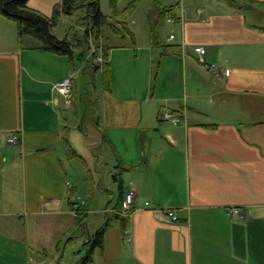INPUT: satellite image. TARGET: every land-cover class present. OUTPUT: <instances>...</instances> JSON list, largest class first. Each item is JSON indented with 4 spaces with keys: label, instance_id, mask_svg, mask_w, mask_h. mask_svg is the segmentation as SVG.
Here are the masks:
<instances>
[{
    "label": "crops",
    "instance_id": "obj_1",
    "mask_svg": "<svg viewBox=\"0 0 264 264\" xmlns=\"http://www.w3.org/2000/svg\"><path fill=\"white\" fill-rule=\"evenodd\" d=\"M237 1L243 5L216 0L217 11L196 8L189 15L180 0L175 4L177 18L166 21L176 24V33L163 39L159 32L161 42L153 46L148 33L140 42L136 21H130L135 26L126 21L123 31L113 17L111 23L118 28L111 30L118 37H105L101 31L100 38L107 51L109 89L103 81L100 88L95 85L105 66L91 65L89 55L81 58L79 47L72 44L70 54L41 49L39 40L18 37L16 23L0 13V172L6 178L0 217L12 215V223L18 219L23 224V245L14 259L7 258L18 264H47L34 258L38 255L71 264L64 261L67 244L81 235L75 231L79 227L71 197L79 195L88 205L79 228L84 243L105 221L93 231L87 228L90 198L71 176L72 161L85 163L90 157L94 165H105L109 156V162L127 169L120 175L121 189L112 170L111 181L97 185L102 197L108 194L101 211L107 217L114 213L129 185L136 190L135 203L126 226L114 221L87 264H264V24L253 16L264 8V0ZM60 2L27 4L50 16ZM244 8L251 10L253 21ZM80 13L61 16L58 23L68 25L67 33L71 26L81 28L75 20ZM151 15H156L154 3ZM57 24L52 33L67 37L66 32L59 35ZM196 45L205 48L208 63L220 64V71L197 63ZM69 74L74 100L78 93L81 104L86 97L98 101L96 118L70 112L74 102L66 107L53 90ZM165 111L182 122H170ZM14 133L19 144H7V136ZM79 135L93 141L80 147ZM95 172L102 177L101 171ZM13 189H18L15 200ZM232 206L243 217L230 216ZM165 209H173L178 220H169ZM46 223L62 227L49 242L41 241L39 230ZM6 251L0 248V257L5 259Z\"/></svg>",
    "mask_w": 264,
    "mask_h": 264
},
{
    "label": "trees",
    "instance_id": "obj_2",
    "mask_svg": "<svg viewBox=\"0 0 264 264\" xmlns=\"http://www.w3.org/2000/svg\"><path fill=\"white\" fill-rule=\"evenodd\" d=\"M28 0H0V13L15 21L18 29V37L22 35H28L41 42V49L51 51L56 54H70L71 45L79 47V56L81 58L86 57L91 46L96 48L101 47V53L105 59L103 62H96L94 56H89L88 62L93 66H105L103 69L102 80L104 87L109 89V72L106 68L107 51L103 44H100L102 26L108 24L112 30H116L118 27L111 23V19L115 17L117 24L126 30L127 16L134 10L138 0L130 1L124 8L118 10L117 4L120 0H110L111 14H106L100 9V0H61L53 9V13L50 16H46L40 11L31 8L27 4ZM227 3L233 6H242L237 0H225ZM243 2H254L253 0H242ZM242 2V3H243ZM155 5V17L150 15L148 19V34L150 44L156 45L161 42L159 36L160 26L172 18L175 20L177 14L175 8L177 5L163 6L158 0H154ZM80 10V14H76L75 20L82 26L78 29H73L72 26L67 37L58 39L52 33V27L55 26L60 20L61 16H71L76 11ZM122 33V31H121ZM72 153H74L71 150ZM119 171L113 175L114 181L117 182L118 187L121 189V172L127 169L123 164H118ZM122 199V198H121ZM121 199L114 207L115 211H119L121 208ZM71 203V202H70ZM88 211V205L85 204L79 208L81 216H75L76 225L83 229V219ZM119 220L120 224L124 227L127 224V217L121 216L117 213H112L107 219L92 232L87 241L84 243L85 252L84 255L78 260V264H87L92 260L93 251L96 248H101L103 245V237L105 231L113 225L114 221Z\"/></svg>",
    "mask_w": 264,
    "mask_h": 264
},
{
    "label": "rangeland",
    "instance_id": "obj_3",
    "mask_svg": "<svg viewBox=\"0 0 264 264\" xmlns=\"http://www.w3.org/2000/svg\"><path fill=\"white\" fill-rule=\"evenodd\" d=\"M130 1L132 0H120L118 2V7L124 8V6H126ZM158 1L163 2L166 5H172V4L175 5V4H178L180 0H158ZM215 2L216 0H182L185 10L188 12L189 15H195L196 8H198V10L200 9L201 11L205 10L206 12H209V13L215 12L217 11ZM153 3H154V0H138L137 5L134 7V10L131 13H129V15L127 16V21L129 25H133L130 22L131 20L136 21V27H137L136 33L138 34V37L140 38V42H142L143 40H146L147 38V33H148L147 18L148 16L152 14ZM100 9L102 12L106 14H110L111 13L110 0H100ZM243 12L244 14H246L249 21H253V18H252L253 13L251 12L250 9L244 8ZM253 16L256 19V21L264 24V8H261V9L258 8L257 12L255 13V15L253 14ZM178 20L181 21L182 19L179 18ZM112 23H115V22L112 21ZM175 25L176 24H173L172 22L163 23L159 28L160 36L163 39H165L166 36L170 32L176 33L177 28L175 27ZM57 29H58L57 31L59 35L63 36L65 32L67 33L69 28L67 24H63L59 22L57 24ZM102 32L105 35V37L107 36L109 38L118 37L117 35L114 34V32L111 30V28L107 24L102 26ZM34 40L38 41V39H35V38ZM26 43H27V40L24 39L23 44H26ZM101 81H103L102 76L100 73H98L97 81L95 82V85L97 86L99 85V87L97 88H100ZM93 89H94V84L93 85L91 84V91H93ZM78 95L79 94L77 93V100H74V98L72 97V91H71L70 102L71 103L74 102L75 109H74V106L72 105L69 111L73 113V111L76 110L79 113L80 117L85 115L82 117L84 119H89L90 116H92L93 118H96L95 109L98 107V101L95 99L89 100L88 97H86L84 104H81L78 100ZM79 136L81 137V140H78L77 142L80 145V147H85L86 143H90L93 141L92 136L88 140L82 139L81 135ZM107 158L108 159L105 161L107 164L105 165L103 164L102 161H99L94 165L90 157H89V160H87L88 162H85V163H82L80 159L78 158H75L72 161L73 166L75 167V170H74L75 172L71 173V176H73L76 179L77 185H78V188L81 194L85 197L88 196L90 198L89 209L91 210H89L87 217L84 220L87 223V228L90 231H93L95 229L94 228L95 225L107 219V215L103 213L101 210L105 206V201L108 200V194L106 193L105 197H102V194L99 192V188L97 189L96 187L97 185L98 187L100 186L103 187L107 181H111V178L109 177V172L111 170L113 171V175H115L119 171L118 167H116V163H114V161L109 162L110 161L109 156H107ZM1 165L2 164L0 163V167ZM95 170L101 171L102 177H100V175L97 174ZM91 176L93 177L92 179H91ZM5 182H6L5 174L4 172H0V197H2V194L5 191L4 190ZM89 185H92L93 187L91 191H89L90 189ZM127 185L128 184H126V186ZM128 187L129 186H127V188ZM17 192H18V189L12 190L11 198L13 197L14 200H15V196L17 195ZM80 198L82 197L80 196ZM1 202L2 204H5L4 207L7 208L9 203L7 201H3V199L1 200ZM115 203H116V198H113L111 200V206H114ZM0 207L3 208L1 204H0ZM12 218H16V217L12 215H6L4 217H0V248L6 247V250H7L4 253L6 258L4 259L0 257V264H18L19 263V260L14 261L12 259H14L13 255L14 256L16 255V252H15L17 251L16 249L19 248V246L23 245V242L20 239V238L23 239V234H22L23 224L18 219L16 222L12 223L11 222ZM49 225L50 224L46 223V227L43 226L44 231H42V226H40L39 230H40V235H41V241H43V239L46 242L52 241V239H54L55 237L54 233H56L58 229L62 228L59 224L55 226L54 228L50 227ZM75 231H77L76 233H78V235L80 234L81 235L79 237H75L69 240L67 244V252L65 254L66 257L64 258L65 262H68L71 264L78 262V260L84 255V252L81 253V250L85 246L84 241L86 239V236L82 234V231L79 228H76ZM35 236L37 235L35 234ZM17 238H19L18 241H17ZM8 247H10L11 249ZM10 256L12 257V259L7 258ZM34 258L45 260L47 264H55V260L51 257L45 258L44 256L41 258V256L37 255ZM38 262L39 261L37 260L36 263ZM36 263H34L33 261H30V264H36Z\"/></svg>",
    "mask_w": 264,
    "mask_h": 264
},
{
    "label": "built area",
    "instance_id": "obj_4",
    "mask_svg": "<svg viewBox=\"0 0 264 264\" xmlns=\"http://www.w3.org/2000/svg\"><path fill=\"white\" fill-rule=\"evenodd\" d=\"M197 12L199 10L197 9ZM168 21H173L172 18L168 19ZM174 36L170 35V39H172ZM184 45L183 42H181V46ZM193 51L197 54V63L201 65L203 68L212 70L214 72L220 71L221 66L220 64L217 63H208L204 59V55L206 53V50L203 46L201 45H196L193 46ZM90 54L94 56V59L97 62H103L105 61L102 53H101V47L96 48L94 45L91 46L90 49ZM72 86H73V74H69L66 77L62 78L61 80L57 81L53 85V90L61 95L64 98L65 101V106L69 107L71 105L70 98H71V91H72ZM163 116L170 120V122L174 124H178L182 122V119L177 116L172 114L169 111H165L163 113ZM6 142L9 145H18L20 142V136L18 134H10L6 138ZM68 186L70 183H67ZM135 198H136V190L132 185H129L128 188H126L123 197L121 199V208L119 211H115L117 214L121 216H128L131 210L133 209V205L135 203ZM71 206H72V213L75 216H80L81 214L79 213V208L82 207L85 204V200L83 198H80L79 195H73L71 197ZM149 201H146V204H148ZM228 212L230 216H236V217H243V212L241 209L237 206H232L228 209ZM164 215L171 221H177L178 220V215L175 213L173 209H165L163 212Z\"/></svg>",
    "mask_w": 264,
    "mask_h": 264
}]
</instances>
